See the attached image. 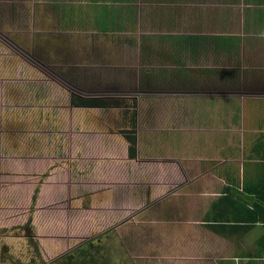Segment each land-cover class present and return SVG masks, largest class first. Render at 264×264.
<instances>
[{"label":"crops","instance_id":"1","mask_svg":"<svg viewBox=\"0 0 264 264\" xmlns=\"http://www.w3.org/2000/svg\"><path fill=\"white\" fill-rule=\"evenodd\" d=\"M26 2L20 9L29 16L17 17L45 27L43 15L32 23ZM85 3L113 5L87 21L134 41V52L110 45L103 59L113 75L101 82L135 106V155L120 134L130 129L121 109L69 102L74 120L63 146L86 180L60 182L69 191L61 203L59 182L40 188L36 212L49 250L61 251L60 221H71L74 237L118 238L133 264H264V201L256 196L264 194V0H135L127 4L134 18L122 1ZM15 5L0 0L1 26L16 27ZM14 62L0 51V93L10 83L13 92L14 75L3 71ZM30 121L20 129L0 116V151L31 172L46 167L47 149L34 143L44 133L32 132ZM39 153L43 159L33 158Z\"/></svg>","mask_w":264,"mask_h":264},{"label":"rangeland","instance_id":"2","mask_svg":"<svg viewBox=\"0 0 264 264\" xmlns=\"http://www.w3.org/2000/svg\"><path fill=\"white\" fill-rule=\"evenodd\" d=\"M15 1V12L9 14V17L13 15L17 18L15 28L1 26L6 22L2 19L4 15L0 13V51L9 52L15 59L13 71H3L9 79L11 73L14 75V89L12 92L10 83L0 93V116L1 120H16L15 127L20 129L28 126V122L22 120H31V131L44 133L40 143H34L40 145L39 148L47 149V163H43L47 165L42 170L37 167L30 172L23 166L21 157L10 156L11 152L6 149L0 151V264H64L55 261L65 254L74 259L71 262L74 264H133L130 257L121 251L118 238L109 235L95 238L83 235L74 237V222L71 221H60L63 225L59 227L61 251L51 252L44 240L46 226L39 221L36 212L38 193L44 182H59L56 201L61 203L66 201L63 197H67L69 191H61L58 187L60 182L68 178L71 182L77 178L86 180L85 173L82 178L77 174L74 160L73 163L70 162L67 147L63 146L67 143L64 133L70 131V120H74V111L69 108L70 97L75 94L81 97L122 99L124 94L116 84L108 87L101 82L103 77L111 78L113 75V68L110 67L113 65L110 62V68L104 67L107 63L103 57L111 52L110 45L116 49L123 46L124 52H134V41L129 38L132 35L127 34L119 39V30L98 29L96 27L99 23L93 22V19L87 21L89 16L95 20L102 17L103 12H113L115 9L112 4L111 9L104 6L105 9L100 4H86V0H30L32 23L40 15L47 17L48 22L45 27L28 28L30 23L17 17L29 16L27 11L21 13L20 9L21 2H24L25 9L28 0ZM95 1H122L123 14L128 17L133 12L130 18H134V10L130 11L127 4L135 0ZM41 9L43 13L39 14ZM74 16L78 18L76 21ZM126 31L133 33L135 30L133 27ZM6 66L11 67L10 59ZM92 80L99 82L95 84ZM129 81L128 84L132 85L131 77ZM123 100L124 105L119 109L123 119L130 122L131 129V121L135 120V106L132 102ZM43 156L39 153L33 158L43 159ZM8 159H14V162H9ZM60 163H65L62 174L58 173ZM57 164L58 171L50 173ZM72 192L70 191L71 194ZM55 232L49 231L48 236ZM28 235H34L32 240L37 242L38 252L34 251Z\"/></svg>","mask_w":264,"mask_h":264},{"label":"trees","instance_id":"3","mask_svg":"<svg viewBox=\"0 0 264 264\" xmlns=\"http://www.w3.org/2000/svg\"><path fill=\"white\" fill-rule=\"evenodd\" d=\"M70 103L73 107H76V108L107 109L109 107H115V108L121 107L122 105H124V100L123 99H113V98L103 99V98H95V97H81V96L74 94V95H71L70 97ZM134 121H135L134 119L131 121L132 128L130 130L120 132L130 145L128 148L129 157H134L135 155V132H134L135 122ZM256 196L259 200L264 201L263 192L261 191L257 192ZM254 209H255V214H257L259 211V207L255 206ZM32 238H34V235H28V240H30V244L32 245L34 251L38 252L37 244H36L37 242H34ZM73 260L74 259L70 255L65 254L64 256L57 258L55 263L60 262L64 264H74V263H71ZM80 264H84V263H80Z\"/></svg>","mask_w":264,"mask_h":264}]
</instances>
